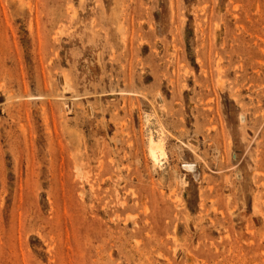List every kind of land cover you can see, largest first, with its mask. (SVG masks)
I'll return each mask as SVG.
<instances>
[{"label": "rangeland", "instance_id": "1", "mask_svg": "<svg viewBox=\"0 0 264 264\" xmlns=\"http://www.w3.org/2000/svg\"><path fill=\"white\" fill-rule=\"evenodd\" d=\"M0 264H264V0H0Z\"/></svg>", "mask_w": 264, "mask_h": 264}, {"label": "bare ground", "instance_id": "2", "mask_svg": "<svg viewBox=\"0 0 264 264\" xmlns=\"http://www.w3.org/2000/svg\"><path fill=\"white\" fill-rule=\"evenodd\" d=\"M148 151H149L150 159L152 160L153 165L155 167L161 166L162 161L166 157L163 142L161 140H155L154 138H149V140H148ZM123 205H125V204H123Z\"/></svg>", "mask_w": 264, "mask_h": 264}]
</instances>
